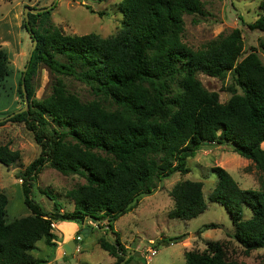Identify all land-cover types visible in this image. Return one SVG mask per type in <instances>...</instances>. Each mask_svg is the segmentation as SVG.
<instances>
[{"label":"trees","instance_id":"1","mask_svg":"<svg viewBox=\"0 0 264 264\" xmlns=\"http://www.w3.org/2000/svg\"><path fill=\"white\" fill-rule=\"evenodd\" d=\"M118 8L121 25L106 37L94 32L64 34L52 23H37V17H47L49 9L27 13V24L36 37L23 74L29 102L25 110L0 119V124L22 122L39 150L16 173L29 213L5 221L6 196L0 190V264L43 262L28 250L40 237L53 244L57 235L52 220L82 223L88 218L106 220L105 229L113 237L100 235L97 243L114 257L113 264H125L130 254L119 241L113 221L138 195L150 192L156 178L186 172L185 158L203 142L226 143L262 171L257 188H242L225 168L212 165L216 178L208 199L227 211L232 237L244 252L264 247V147L260 145L264 141V61L254 47L237 59L242 51L237 27L200 48L181 41L182 15L201 14V0H119ZM257 8V16L246 25L264 30V0ZM258 46L264 55V37ZM37 62L83 81L116 108L107 109L96 99L80 101L58 77L48 95L30 99L29 76ZM227 70L232 82L225 86L230 92L225 101H218L217 93L205 89L195 75L200 71L222 77ZM6 73L0 48V80ZM17 89L21 94L20 78ZM17 158L16 149L0 144V163L7 165ZM45 163L63 174L84 178L66 191L72 209H61L46 189L41 192L52 200V210H44L31 197V182ZM201 186L198 179L174 182L168 190L173 203L167 217L189 219L200 213L206 206ZM213 226L218 225L204 222L200 229ZM184 237L185 232L160 234L150 244H169ZM183 257L185 264H237L226 257L220 241L211 239L204 240L201 250L185 249ZM257 264H264V255Z\"/></svg>","mask_w":264,"mask_h":264},{"label":"rangeland","instance_id":"2","mask_svg":"<svg viewBox=\"0 0 264 264\" xmlns=\"http://www.w3.org/2000/svg\"><path fill=\"white\" fill-rule=\"evenodd\" d=\"M51 1L0 0V48L5 55L7 72L0 80V117L22 105V95L18 92L17 86L32 40L22 23V7L43 6ZM259 1L201 0L203 11L201 14L182 15L181 41L196 49L217 35L225 34L233 27H237L242 38V51L237 59L254 47L259 59L264 61V55L258 46L259 38L264 37V30L250 29L246 25L257 16ZM118 2L119 0H55L48 10L47 17L40 15L36 22L40 24L42 21L45 25L52 23L64 34L94 32L106 37L115 34L121 25L122 15ZM195 75L205 89L217 93L218 101H225L230 95L225 89V86L232 82L230 70L222 77L209 76L200 71ZM57 77L80 101L96 99L107 109L116 108L111 99L95 93L83 81L69 74L53 72L42 62L36 63L33 73L29 76L32 90L30 99H40L48 95ZM235 90L240 92L237 86ZM3 143L18 151L17 159L7 165L0 163V190L6 196L4 220L9 221L29 213L22 200L21 179L16 173L37 155L39 146L33 140L31 131L26 129L22 122L16 121H5L0 124V144ZM261 146L264 147V143H261ZM216 164L225 168L240 187L259 186L262 171L250 159L239 155L226 143L203 142L193 155L185 158L186 172H172L167 177L156 178L150 192L138 195L129 209L113 221L112 225L120 241L127 245L126 249L130 254L125 264H185L183 251L190 248L201 250L205 239L220 241L226 257L235 260L237 264L260 262L264 255V247L244 252L242 246L232 237V225L227 211L218 202L208 199V193L216 178L210 169ZM184 178L198 179L202 182L201 191L206 206L189 219L168 218L166 213L173 203L168 190L174 182ZM82 182L84 178L81 175L63 174L45 163L31 182L30 194L40 207L50 211L52 200L41 192L42 189H46L65 210L70 201V197L66 195L67 189ZM243 212V217H247V210L244 209ZM90 221L92 224L86 223L89 229L79 240L74 241L75 245L69 253H64L62 248V243L67 238L63 233L56 236L50 245L45 244L42 237L38 238L28 253L33 258H43L44 261L39 264H113L114 257L97 243L100 235L113 237L111 230L105 229L106 220L98 218ZM204 222H215L218 226L201 230L200 225ZM55 226L64 233L69 232L68 225ZM55 226L51 225L52 228H56ZM180 232H185L180 244L160 243L154 245V254L146 251V247L158 235ZM68 238L73 239V235ZM75 246H78V250Z\"/></svg>","mask_w":264,"mask_h":264},{"label":"water","instance_id":"3","mask_svg":"<svg viewBox=\"0 0 264 264\" xmlns=\"http://www.w3.org/2000/svg\"><path fill=\"white\" fill-rule=\"evenodd\" d=\"M54 1L55 0H52L51 3L43 5V6H38V7H33V6H30V5H24L22 7V16H23V18H24V20L26 22V27H27V30L29 32V35L32 38L30 47H29L28 52H27V56H26V60H25L24 66L22 68L21 76H20V90H21V94H22V105L20 107H17L16 109H13L9 113L5 114L3 117H0V119H6L7 117L13 115L14 113H17V112L25 110L27 108V106H28V97H27L26 90H25V87H24L23 74H24V71H25V69H26V67L28 65L32 50L34 48V45H35V42H36V37L33 35V32L30 30V28H29V26L27 24V13L28 12L38 13V12H41V11L48 10L52 6ZM85 233H86L85 232V228H83L82 231H81V234H85ZM74 244L75 243H74L73 239H71V238L66 239L62 243V248H63L64 253H69L71 248L74 247Z\"/></svg>","mask_w":264,"mask_h":264},{"label":"crops","instance_id":"4","mask_svg":"<svg viewBox=\"0 0 264 264\" xmlns=\"http://www.w3.org/2000/svg\"><path fill=\"white\" fill-rule=\"evenodd\" d=\"M261 143H264V141H261ZM261 143H260V145H261ZM72 206H73V202H72V200L70 199V201H69V206H68V208H65V210H70V209H72ZM61 209H63V207L61 206ZM119 217V216H118ZM51 225H59V226H62V225H68L69 226V232L68 233H64L63 232V230H61V229H59V228H57L56 226V228H52L51 227V229H52V231L57 235V236H61L62 235V233L64 234V235H67V238L66 239H68V237H70V236H72V235H74V233H76L77 232V230H80V232L82 231V229L83 228H85V232L88 230V226L84 223V222H82V223H78V222H75V221H72V220H54L53 222L51 221ZM80 227H81V229H80ZM113 229L115 230V228H114V226H113ZM130 233H132V232H130ZM119 238V237H118ZM148 240H151V239H148ZM119 241H120V239H119ZM183 241V239L182 240H180V241H177V242H179V244L181 243ZM121 242V241H120ZM122 244H123V242H121ZM125 247L127 246L126 244L124 245Z\"/></svg>","mask_w":264,"mask_h":264},{"label":"built area","instance_id":"5","mask_svg":"<svg viewBox=\"0 0 264 264\" xmlns=\"http://www.w3.org/2000/svg\"><path fill=\"white\" fill-rule=\"evenodd\" d=\"M91 219H85V221H84V223L86 224H88V223H90V224H92V222L90 221ZM81 232L80 233H74V235H73V241H75V240H79L80 239V237H81ZM75 243V242H74ZM75 245V244H74ZM76 248L75 249H77L78 250V246H75ZM146 251H148L150 254H154L155 253V248H154V246L153 245H151V244H149L147 247H146Z\"/></svg>","mask_w":264,"mask_h":264}]
</instances>
